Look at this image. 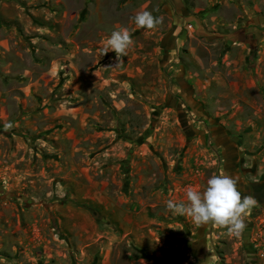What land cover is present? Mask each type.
Instances as JSON below:
<instances>
[{
	"label": "rangeland",
	"instance_id": "1",
	"mask_svg": "<svg viewBox=\"0 0 264 264\" xmlns=\"http://www.w3.org/2000/svg\"><path fill=\"white\" fill-rule=\"evenodd\" d=\"M222 172L239 237L166 207ZM0 264H264V0H0Z\"/></svg>",
	"mask_w": 264,
	"mask_h": 264
},
{
	"label": "clouds",
	"instance_id": "2",
	"mask_svg": "<svg viewBox=\"0 0 264 264\" xmlns=\"http://www.w3.org/2000/svg\"><path fill=\"white\" fill-rule=\"evenodd\" d=\"M137 28L154 29L162 21L147 10L138 11L133 17ZM132 34L126 27H119L111 32L103 44L101 55L115 53V64L123 63L128 49L133 44ZM11 125L5 126V130ZM239 181L235 176L220 173L212 174L203 189L188 187L186 201L168 200L166 207L177 215L190 217L196 225L209 223L227 229L230 235L239 237L247 227L246 216L257 205L252 195H243L238 188Z\"/></svg>",
	"mask_w": 264,
	"mask_h": 264
}]
</instances>
